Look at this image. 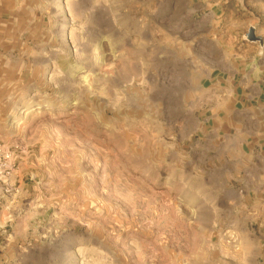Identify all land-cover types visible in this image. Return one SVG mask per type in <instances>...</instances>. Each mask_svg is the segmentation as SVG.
<instances>
[{
  "label": "rangeland",
  "instance_id": "374dc122",
  "mask_svg": "<svg viewBox=\"0 0 264 264\" xmlns=\"http://www.w3.org/2000/svg\"><path fill=\"white\" fill-rule=\"evenodd\" d=\"M251 66L264 0H0V264H260L220 128Z\"/></svg>",
  "mask_w": 264,
  "mask_h": 264
},
{
  "label": "crops",
  "instance_id": "0c3cea01",
  "mask_svg": "<svg viewBox=\"0 0 264 264\" xmlns=\"http://www.w3.org/2000/svg\"><path fill=\"white\" fill-rule=\"evenodd\" d=\"M246 73L242 92L247 102L234 108L231 120L221 119L220 128L233 131L234 143L242 145L238 154L243 158V176L238 184L240 191L234 194L240 195L237 202L243 201L245 225L236 234L240 238L236 253L242 252L250 261V253L264 254V71L251 66ZM260 264H264V255Z\"/></svg>",
  "mask_w": 264,
  "mask_h": 264
},
{
  "label": "water",
  "instance_id": "95a60500",
  "mask_svg": "<svg viewBox=\"0 0 264 264\" xmlns=\"http://www.w3.org/2000/svg\"><path fill=\"white\" fill-rule=\"evenodd\" d=\"M249 39H259L253 34V28H250L249 33L247 34ZM260 40V39H259Z\"/></svg>",
  "mask_w": 264,
  "mask_h": 264
}]
</instances>
